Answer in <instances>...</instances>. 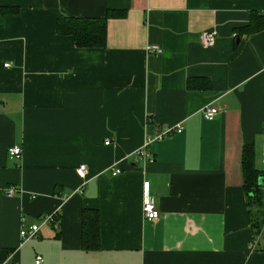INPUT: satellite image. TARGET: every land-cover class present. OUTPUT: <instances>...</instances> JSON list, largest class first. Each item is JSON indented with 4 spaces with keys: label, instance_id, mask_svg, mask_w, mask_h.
Here are the masks:
<instances>
[{
    "label": "crops",
    "instance_id": "0c3cea01",
    "mask_svg": "<svg viewBox=\"0 0 264 264\" xmlns=\"http://www.w3.org/2000/svg\"><path fill=\"white\" fill-rule=\"evenodd\" d=\"M64 17L104 19L105 45L77 46ZM263 17L264 0H0V264H264L242 168L252 144L264 176ZM52 213L58 227L21 238Z\"/></svg>",
    "mask_w": 264,
    "mask_h": 264
},
{
    "label": "trees",
    "instance_id": "16d2710c",
    "mask_svg": "<svg viewBox=\"0 0 264 264\" xmlns=\"http://www.w3.org/2000/svg\"><path fill=\"white\" fill-rule=\"evenodd\" d=\"M256 27V28H255ZM252 29H260L264 27L263 21H259L257 26ZM58 32L62 35H72L76 45L80 47L104 46L107 37V28L104 19H90L84 17H64L58 20ZM255 149L252 144H247L243 149L242 168L246 181V188L250 197V204L254 205L256 201L260 202V185L259 177L263 176L254 166ZM87 215L88 218H87ZM84 219L85 234L84 243L88 248H94L99 232V216L96 210L88 211ZM264 218L254 217L252 211V225L259 230ZM93 240V241H92Z\"/></svg>",
    "mask_w": 264,
    "mask_h": 264
},
{
    "label": "built area",
    "instance_id": "2783aa9c",
    "mask_svg": "<svg viewBox=\"0 0 264 264\" xmlns=\"http://www.w3.org/2000/svg\"><path fill=\"white\" fill-rule=\"evenodd\" d=\"M217 36H218V33L216 30L205 31L204 33H202L201 41H202L204 46L212 47L216 43ZM147 50H148V52H150L152 54H156V55L161 54L163 51L162 47L158 44L149 45L147 47ZM5 66H9V63H6ZM218 112H219V108L214 106V105H206L203 108V114H204L205 118H207L209 120L213 119L218 114ZM181 131H182L181 125H178L176 127L175 126L165 127L163 130L159 131L154 137H147L143 149H139V151H137V155L147 156L148 152L146 151V148L153 141H161L166 136H170L174 132H181ZM109 143H110L109 140L106 141V144H109ZM8 152H9V156L11 158L19 159L22 157L23 149L20 145L16 144V145L10 147ZM117 163L113 164L109 168V170L111 171V174L113 176H116L122 172V169L118 165L119 163L118 164ZM81 169L85 173H87L85 165H81ZM16 192H18V188L15 186H8L5 189V193L8 196H12ZM160 214H161L160 209L158 208V206L156 204L155 197L152 195V193L150 191L149 184L145 183L144 199H143V215H144V218L147 220H150V221L156 220L160 217ZM43 225H51V226L58 227L59 221L57 218V213L44 215L41 217L40 222L33 223L27 227H23L20 231L21 238L27 240L29 238L36 237L39 234L41 227ZM42 260H43V257L41 255H38L36 258V263L40 264L42 262Z\"/></svg>",
    "mask_w": 264,
    "mask_h": 264
},
{
    "label": "rangeland",
    "instance_id": "374dc122",
    "mask_svg": "<svg viewBox=\"0 0 264 264\" xmlns=\"http://www.w3.org/2000/svg\"><path fill=\"white\" fill-rule=\"evenodd\" d=\"M260 202L256 201L253 208V215L256 218L262 219L264 214V197L260 192Z\"/></svg>",
    "mask_w": 264,
    "mask_h": 264
},
{
    "label": "water",
    "instance_id": "95a60500",
    "mask_svg": "<svg viewBox=\"0 0 264 264\" xmlns=\"http://www.w3.org/2000/svg\"><path fill=\"white\" fill-rule=\"evenodd\" d=\"M259 185H264V176H260L258 180Z\"/></svg>",
    "mask_w": 264,
    "mask_h": 264
}]
</instances>
